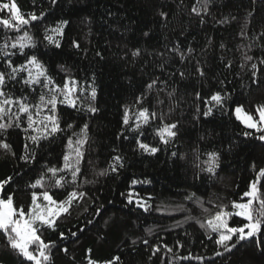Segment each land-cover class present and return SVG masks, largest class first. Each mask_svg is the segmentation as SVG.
<instances>
[{
    "label": "trees",
    "instance_id": "1",
    "mask_svg": "<svg viewBox=\"0 0 264 264\" xmlns=\"http://www.w3.org/2000/svg\"><path fill=\"white\" fill-rule=\"evenodd\" d=\"M16 2L26 16L44 13L28 27L36 47L25 51L45 63L57 84L71 78L79 82L80 89H86L78 93L79 110L59 105L61 126L67 121L73 128L41 141L34 162L26 164L19 159L24 144L30 143L23 130L26 123L0 136L11 145L10 152L0 149V180L13 176L1 195H13L16 207L27 211L32 191L48 190L59 200L74 189L87 193L74 203L70 214L62 215L55 231L43 230L42 239L56 242L51 264H88L89 255L98 264L115 256L121 258L119 264H264V252L248 241L216 256L223 249L200 227L219 206L231 211L232 201H240L256 171L264 167V142L255 138L259 133L242 136L246 129L234 115L237 105L251 113L264 105V38L260 36L264 32V0H211L207 13L200 16L191 9L194 5L201 9L203 0ZM7 15L6 10L0 11V18ZM62 21L67 24L63 36L57 37L61 43L57 49L44 35L46 30L51 34L50 29ZM242 31L246 35L242 36ZM21 34L0 26V43ZM176 48L186 53L183 61L173 51ZM136 49L141 54L133 57ZM188 49H192L190 55ZM245 54L253 59L246 60ZM13 60L22 63L23 57L17 55ZM253 63L256 70L251 68ZM154 79H158L157 85L148 90ZM93 87L96 97L91 100ZM11 90L22 94L19 84ZM216 92L226 97L222 108L204 102ZM89 103L97 108L95 113L87 111ZM126 107L131 109V121L140 108L155 112L156 118L133 132L122 122ZM208 107L213 111L205 117ZM172 123L177 125V135L165 145L156 130ZM84 124L88 125V142L76 184L56 188L46 177L45 189H30L28 185L45 165L62 166L67 137ZM137 139L159 151L154 155L142 152ZM212 152L218 154L219 167L209 173L208 153ZM117 155L122 157L123 167L112 172L110 165ZM62 175L71 180L70 174ZM133 180L138 183L133 185ZM130 191L136 194L132 204L127 202ZM193 193L195 198L187 199ZM137 200L146 204L147 211L137 206ZM97 208L100 215H94ZM89 219L91 224L86 223ZM241 222L239 217L231 219L232 226ZM72 231L77 237L70 236ZM60 232L68 238L61 240ZM189 256L193 258L180 259ZM21 260L0 235V264H21Z\"/></svg>",
    "mask_w": 264,
    "mask_h": 264
},
{
    "label": "snow or ice",
    "instance_id": "2",
    "mask_svg": "<svg viewBox=\"0 0 264 264\" xmlns=\"http://www.w3.org/2000/svg\"><path fill=\"white\" fill-rule=\"evenodd\" d=\"M56 0H52L54 4ZM201 0H197L200 3ZM211 0H203V7L198 9L195 5L191 11L197 16L201 13H207L208 5ZM7 11L6 18H0V26L7 31L22 33L17 35L14 39L7 37L3 43H0V136L8 132L10 128H20L26 123L24 127L27 133L25 139L30 143H25L23 148V155L19 157L20 160L26 164L32 163L36 159V149L41 146V141L54 139L58 133L71 130L73 124L65 121L62 127V114L59 111V105H65L68 108L79 110L80 95L86 89L78 87V81L66 78L62 85L57 84L52 76L49 75L45 63L36 55L28 54L26 49H33L36 47V42L33 35L28 31V27L44 17L41 12L39 16L35 13H29L27 16L21 11L16 0H7L3 2L0 0V11ZM164 15V13H161ZM67 21H62L56 27L50 29L51 34H47L46 30L44 40L49 45H53L59 49L61 47L60 40L57 37L63 36L64 26ZM147 35V33H145ZM241 35L246 33L243 31ZM264 38V32L260 34ZM74 43V47H79V44ZM223 46V45H222ZM180 55L183 61L186 58V53L180 51L179 48L173 49ZM192 49L187 50V54H191ZM141 54L140 49L132 52V56L136 57ZM23 57L22 63H16L13 60L15 56ZM245 59L251 61L253 58L245 54ZM264 63V60L261 61ZM230 66V65H229ZM243 67V65H242ZM253 70L257 69V65H251ZM200 76H204V71L201 68L196 69ZM255 76V71H253ZM181 78L184 73H180ZM158 83V79L152 80L147 89L151 90ZM19 84L22 88V94L16 95L11 89L14 85ZM35 94V95H33ZM172 94L169 93V96ZM197 99H200V94H196ZM96 97V90L91 89L90 98L94 100ZM143 96L137 98L136 103L140 104ZM226 97L222 96L220 92L212 94L206 104L213 103L214 106L223 107ZM88 112L95 113L97 108L89 103ZM131 109L126 107L123 113L122 122L124 126H128L133 132H139L142 125H147L151 119L156 118L155 112H149L148 108H140L136 115L135 121L130 118ZM213 108L208 107L207 111L203 113L205 117L212 114ZM235 119L239 121L246 130L241 135L244 137H253L254 133H259L255 136L261 142H264V105L256 106L255 112L246 111L242 105H237L234 108ZM177 125L163 124L157 128L156 135L159 141L163 144H168L177 133L174 131ZM253 130V131H248ZM88 142V125L84 124L79 132H72L67 137L66 152L62 156V166H44V170L40 176L31 182L28 187L30 189H45V178L53 181V186L56 188H64L66 184H76L79 174L81 173L80 163L83 159V149ZM136 144L139 150L148 154H155L159 151L148 143L137 139ZM0 149L6 152L11 151V145L5 140L0 139ZM15 155V153H12ZM175 155V153H173ZM218 154L215 152L208 153V167L206 171L214 173L215 169L219 167ZM114 163L110 165L112 172H117L119 168L123 167L122 157L114 156ZM255 168V165H253ZM62 173L70 174L71 180H67ZM104 175V172L100 173ZM19 175V173H17ZM264 167L259 168L255 173V178L250 182L248 190L245 191L240 201H232L230 207L231 211L226 206H219L220 210L215 213L206 222L200 224L201 228L206 229L209 233L208 239L213 240L217 246L223 249V252L217 251L216 256H222L224 252H231L242 241H248L255 245L257 250L264 252ZM13 181V176H7L0 180V192H3L6 185H10ZM138 181L133 180L135 185ZM87 195L86 192L72 190L67 193L63 200L54 198L48 190L32 191L31 203L27 211L21 206L16 207L13 195H0V235L6 241V247L10 248L22 258L21 264L29 262V264H51V250L56 246L55 241L46 242L42 239V232L44 229L56 230L57 221L64 214H70V209L74 203L81 201ZM133 192L127 194V202L133 203ZM195 198V193L187 197L189 200ZM247 198V199H245ZM138 207H143L147 211V206L140 200L136 201ZM103 207L102 205L100 206ZM94 215H100V208L94 209ZM207 211V209H205ZM233 217L241 218L242 222L239 226H230L229 221ZM87 224H91L89 219ZM79 231H83L80 229ZM212 234H215L213 236ZM61 240L68 237L64 232H60ZM71 237H77V232H70ZM235 238V240H234ZM147 244V241H144ZM179 243V242H177ZM182 246V245H181ZM167 247V246H165ZM67 252V248L63 249ZM159 249H156L158 252ZM172 252L171 248L167 249ZM91 253V249L88 250ZM155 255V252L153 253ZM193 257H180V259L188 260ZM120 257L115 256L104 264H119ZM195 259H202V257H195ZM88 264H98V262L88 256Z\"/></svg>",
    "mask_w": 264,
    "mask_h": 264
},
{
    "label": "rangeland",
    "instance_id": "3",
    "mask_svg": "<svg viewBox=\"0 0 264 264\" xmlns=\"http://www.w3.org/2000/svg\"><path fill=\"white\" fill-rule=\"evenodd\" d=\"M244 108V107H243ZM0 195H1V192H0ZM229 223H230V226H232V224H231V220L229 221Z\"/></svg>",
    "mask_w": 264,
    "mask_h": 264
}]
</instances>
